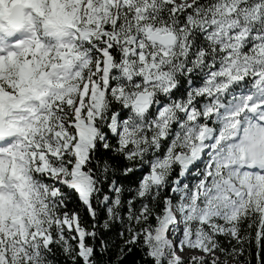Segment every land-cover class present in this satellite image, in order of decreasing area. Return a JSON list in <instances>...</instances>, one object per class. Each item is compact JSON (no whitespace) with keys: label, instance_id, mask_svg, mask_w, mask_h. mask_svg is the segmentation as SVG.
Masks as SVG:
<instances>
[{"label":"snow or ice","instance_id":"1","mask_svg":"<svg viewBox=\"0 0 264 264\" xmlns=\"http://www.w3.org/2000/svg\"><path fill=\"white\" fill-rule=\"evenodd\" d=\"M264 264V0H0V264Z\"/></svg>","mask_w":264,"mask_h":264},{"label":"trees","instance_id":"2","mask_svg":"<svg viewBox=\"0 0 264 264\" xmlns=\"http://www.w3.org/2000/svg\"><path fill=\"white\" fill-rule=\"evenodd\" d=\"M139 260V256H130L126 259L125 264H137V261Z\"/></svg>","mask_w":264,"mask_h":264}]
</instances>
